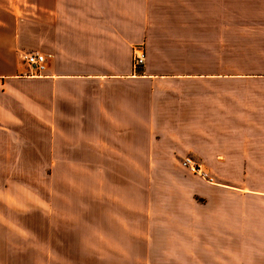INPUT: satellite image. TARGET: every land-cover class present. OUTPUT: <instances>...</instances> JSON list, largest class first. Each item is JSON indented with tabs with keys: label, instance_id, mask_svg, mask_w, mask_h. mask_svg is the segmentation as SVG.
Segmentation results:
<instances>
[{
	"label": "crops",
	"instance_id": "crops-1",
	"mask_svg": "<svg viewBox=\"0 0 264 264\" xmlns=\"http://www.w3.org/2000/svg\"><path fill=\"white\" fill-rule=\"evenodd\" d=\"M167 3L173 10H165ZM141 6L0 0V206L11 211L18 197L33 193L36 173L51 161L145 166L150 191L130 193L128 185L121 213L105 216L115 247L134 239L155 264H264V0H168L164 9L149 2L146 14ZM147 18L227 22L226 31L242 23L227 37H241L240 59L252 64L236 75L239 96L224 85L216 140L193 126L197 114L170 116L161 92L155 94L167 83L160 69L169 61L145 66L146 51L143 69L131 65L135 45L153 51L159 43L153 35L160 24ZM29 51L48 55L43 73L29 72L22 58ZM165 119L180 122L165 127L158 122ZM187 119L190 125H182ZM186 153L204 168L233 172V183L182 175L175 161Z\"/></svg>",
	"mask_w": 264,
	"mask_h": 264
},
{
	"label": "rangeland",
	"instance_id": "rangeland-1",
	"mask_svg": "<svg viewBox=\"0 0 264 264\" xmlns=\"http://www.w3.org/2000/svg\"><path fill=\"white\" fill-rule=\"evenodd\" d=\"M166 1L141 0V14L147 13L149 2L152 6L157 5L158 9H164ZM167 6L165 10L171 9L170 4ZM171 14L174 16L176 13ZM147 19L155 20L160 24L158 28L167 31H156L153 35H156L155 41H159L153 46V51L163 49L169 54L167 56L157 55L146 47V43L145 46L138 43L143 46L144 52L147 51L145 66L169 61L167 68H159L160 72L166 71L169 74L167 83H159L155 88L160 91L155 94L161 92L170 116L174 112L176 116L183 117L191 112L197 114L193 126L197 131L212 132L216 140L221 132V118L218 115H222L224 85H232L233 90H236L234 94L239 96V81L242 78L236 75L241 74V66L247 69L252 64L240 59L243 46L241 37L233 36L234 42L227 37V31L231 33L233 28L235 33L241 31L242 23H233L236 26L226 31L227 22ZM246 48L250 49L249 44ZM130 57L132 65L133 50ZM144 61L134 68L143 69L141 66ZM230 73L234 74L233 79L226 75ZM173 81L180 83L173 84ZM191 98L194 99L193 105L190 104ZM232 99L237 101L236 97ZM235 106L232 111L236 116L239 108L238 104ZM158 122L168 127L167 124L173 126L180 121L165 119ZM181 123L184 126L190 125L188 119ZM184 157L197 162L204 174L192 173L182 166ZM197 160L192 154L186 153L175 162L180 166L177 165V168H182V175L190 174L209 185L233 183V172L210 170ZM49 168L44 174L36 173L35 190L25 197H18L15 208L10 211L0 206V264H155L145 254L148 248L145 244L139 243L138 246L131 239L126 247L119 249L121 246L115 247L110 237L113 236L110 222L105 228L107 214L116 218L121 213L119 203H122L123 190L128 185H131L130 193L150 191L153 185L149 177L150 168L55 161L50 162ZM35 169L39 170V167L36 165ZM170 170L177 172L173 168H169L168 172ZM197 200L201 202L203 199L199 197ZM5 217L10 220L3 221Z\"/></svg>",
	"mask_w": 264,
	"mask_h": 264
},
{
	"label": "built area",
	"instance_id": "built-area-1",
	"mask_svg": "<svg viewBox=\"0 0 264 264\" xmlns=\"http://www.w3.org/2000/svg\"><path fill=\"white\" fill-rule=\"evenodd\" d=\"M48 55L44 53H40L39 51H29L24 54L23 61L29 68V72L31 74H41L46 69V58ZM145 60V52L143 46L138 44L133 49V67H136ZM182 166L186 167L192 173H197L199 175H203L204 172L201 170L200 165L192 160L190 157H184L182 160Z\"/></svg>",
	"mask_w": 264,
	"mask_h": 264
}]
</instances>
